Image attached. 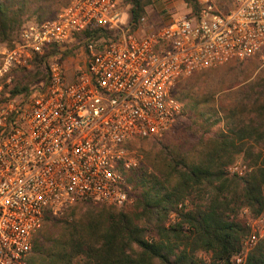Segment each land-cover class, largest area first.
<instances>
[{
    "label": "built area",
    "instance_id": "1",
    "mask_svg": "<svg viewBox=\"0 0 264 264\" xmlns=\"http://www.w3.org/2000/svg\"><path fill=\"white\" fill-rule=\"evenodd\" d=\"M124 1L67 0L0 44V264H28L46 215L60 217L77 203L131 206L125 174L140 157L129 142L172 129L183 114L175 85L264 49V0H233L226 11L198 0L196 15L176 17L180 0H168L161 25L143 36L131 30ZM92 26L102 36L64 57ZM51 51L45 82L12 96L15 71ZM228 171L242 177L249 169L235 162ZM248 226L232 264H244L264 238V214Z\"/></svg>",
    "mask_w": 264,
    "mask_h": 264
},
{
    "label": "trees",
    "instance_id": "2",
    "mask_svg": "<svg viewBox=\"0 0 264 264\" xmlns=\"http://www.w3.org/2000/svg\"><path fill=\"white\" fill-rule=\"evenodd\" d=\"M66 3L0 0V44H10L28 19H50ZM124 3L130 5L128 24L137 31L152 0ZM185 4L198 13L197 0ZM100 36L102 30L89 27L64 57ZM52 53L15 71L12 96L45 82L44 61ZM260 54L247 64L232 60L180 80L173 96L185 103L195 142L130 141L140 157L139 167L125 174L134 203H77L63 218L46 215L28 264H232L250 233L240 211L247 209L252 219L264 214V69L255 61ZM238 155L249 169L242 177L228 171ZM244 264H264V240Z\"/></svg>",
    "mask_w": 264,
    "mask_h": 264
},
{
    "label": "rangeland",
    "instance_id": "3",
    "mask_svg": "<svg viewBox=\"0 0 264 264\" xmlns=\"http://www.w3.org/2000/svg\"><path fill=\"white\" fill-rule=\"evenodd\" d=\"M211 1H213L215 3V5L217 6V8L219 10L226 11L228 8L231 7L233 0H211ZM168 5H169L168 0H152V4L146 9V15L144 17L145 22H144V24H141V26L139 27V29L137 30V34L139 36H143L148 31H150V30L154 29L155 27H158L159 25H161V23L163 22V19L165 18V13L167 11L166 7ZM178 13L181 15L191 14L190 9L185 4V0L179 1L178 5H177V13H176V11H173L172 16L176 17L178 15ZM34 19L35 18L32 17V18L28 19L27 22H29V21L33 22ZM260 55L261 56L259 58L255 59V61L260 62L261 65H260L259 69H261V68L264 69V51ZM249 61L250 60H246L243 63L247 64ZM70 70H72V69H70ZM68 74L71 75V71H68ZM180 103L183 105L182 116L177 120V122L174 124L172 129L165 136H163L162 138L156 139V141H161L163 143L176 142L178 145H183L186 147H188V144L190 142L191 143L195 142L196 137L193 136L194 135L193 131L195 128L190 125V120L188 118L189 114L186 110L185 103L182 101H180ZM215 129L216 128H214L213 131H215ZM235 162L244 163L242 155L236 156L234 163ZM131 192H132V197H133V201H134L135 198H134L133 188H132ZM64 214L62 216L56 217V218H63ZM239 217L244 222H246L247 224L252 223L255 220V219H252L250 217V214L247 211V209H242L240 211ZM173 219H174V216H171L170 221H172ZM262 240H264V238H262L260 241H262ZM199 257L207 259V257L203 254H200Z\"/></svg>",
    "mask_w": 264,
    "mask_h": 264
}]
</instances>
